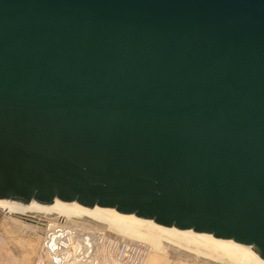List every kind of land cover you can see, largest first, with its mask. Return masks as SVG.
<instances>
[{
	"label": "water",
	"instance_id": "water-1",
	"mask_svg": "<svg viewBox=\"0 0 264 264\" xmlns=\"http://www.w3.org/2000/svg\"><path fill=\"white\" fill-rule=\"evenodd\" d=\"M0 204L135 216L264 264V0H0Z\"/></svg>",
	"mask_w": 264,
	"mask_h": 264
},
{
	"label": "bare ground",
	"instance_id": "bare-ground-1",
	"mask_svg": "<svg viewBox=\"0 0 264 264\" xmlns=\"http://www.w3.org/2000/svg\"><path fill=\"white\" fill-rule=\"evenodd\" d=\"M0 208L20 217L26 215V212L38 211L67 216L68 218H86L95 223L96 226H106V229L116 236L145 245L149 254L152 253L149 256L148 264H157L155 262L161 254L166 253L167 249L170 248H174L184 255H192L208 262L223 260L225 264H263L242 244L175 227L163 226L135 216L58 204H31L21 207L0 204Z\"/></svg>",
	"mask_w": 264,
	"mask_h": 264
},
{
	"label": "built area",
	"instance_id": "built-area-1",
	"mask_svg": "<svg viewBox=\"0 0 264 264\" xmlns=\"http://www.w3.org/2000/svg\"><path fill=\"white\" fill-rule=\"evenodd\" d=\"M35 219L44 233L33 264H146L149 250L145 245L116 236L105 227L58 215Z\"/></svg>",
	"mask_w": 264,
	"mask_h": 264
},
{
	"label": "rangeland",
	"instance_id": "rangeland-1",
	"mask_svg": "<svg viewBox=\"0 0 264 264\" xmlns=\"http://www.w3.org/2000/svg\"><path fill=\"white\" fill-rule=\"evenodd\" d=\"M40 215H52L44 212H26V215L18 216L12 212L0 208V264H33L41 248L44 229L37 223ZM71 221L81 222L86 225L95 223L86 218H68ZM32 220V221H30ZM102 227H105L102 225ZM146 264L149 263V256ZM157 264H225L223 260L207 261L192 255H184L176 249H167L155 262Z\"/></svg>",
	"mask_w": 264,
	"mask_h": 264
}]
</instances>
